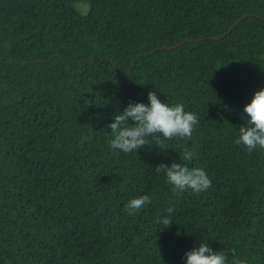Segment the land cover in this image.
I'll list each match as a JSON object with an SVG mask.
<instances>
[{
	"label": "trees",
	"instance_id": "1",
	"mask_svg": "<svg viewBox=\"0 0 264 264\" xmlns=\"http://www.w3.org/2000/svg\"><path fill=\"white\" fill-rule=\"evenodd\" d=\"M261 89L264 0H0V264H186L200 242L264 264V149L234 143ZM153 90L198 115L192 136L112 150ZM172 162L211 187L174 193Z\"/></svg>",
	"mask_w": 264,
	"mask_h": 264
},
{
	"label": "clouds",
	"instance_id": "2",
	"mask_svg": "<svg viewBox=\"0 0 264 264\" xmlns=\"http://www.w3.org/2000/svg\"><path fill=\"white\" fill-rule=\"evenodd\" d=\"M148 104L129 102L123 113L114 116V122L108 127L113 138L110 148L123 153L137 152L145 145H151L148 137L155 139L156 144L163 146L165 141L174 137H188L193 134L194 127L199 123L195 112L185 111L182 103L170 106L162 102L157 91L148 93ZM250 117L246 124L239 128L236 145H242L249 153L260 148L264 149V89L254 94L251 102L244 107ZM194 153L187 148L180 159L191 161ZM155 170L164 173L174 193H182L188 189L200 193L212 185V179L201 167H189L187 164L172 162L170 166L161 163ZM152 197L148 194L131 199L125 207L134 212L150 204ZM168 216L163 219L165 225H171L174 208L169 207ZM186 264H247L246 260L236 258L235 250L224 248L214 251L208 242H200L199 246L185 253Z\"/></svg>",
	"mask_w": 264,
	"mask_h": 264
},
{
	"label": "water",
	"instance_id": "3",
	"mask_svg": "<svg viewBox=\"0 0 264 264\" xmlns=\"http://www.w3.org/2000/svg\"><path fill=\"white\" fill-rule=\"evenodd\" d=\"M248 14H245V15H243L242 17H240V18H238L231 26H230V28L226 31V32H224V33H221V34H218V35H216V37H219V36H222V35H225V34H227L228 32H230L243 18H245L246 16H247ZM186 40H182V41H180V42H177V43H175V44H172V45H169L168 47L169 48H174V47H177V46H179V45H181L182 43H184Z\"/></svg>",
	"mask_w": 264,
	"mask_h": 264
},
{
	"label": "rangeland",
	"instance_id": "4",
	"mask_svg": "<svg viewBox=\"0 0 264 264\" xmlns=\"http://www.w3.org/2000/svg\"><path fill=\"white\" fill-rule=\"evenodd\" d=\"M76 5H77V6L79 7V9H80L81 11H83V12L87 11V9H88V5H87V4H84V3L78 2Z\"/></svg>",
	"mask_w": 264,
	"mask_h": 264
}]
</instances>
